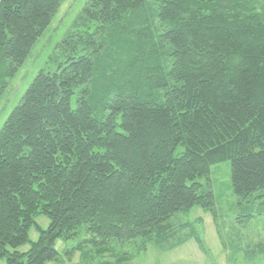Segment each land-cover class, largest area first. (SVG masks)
<instances>
[{
  "label": "trees",
  "instance_id": "16d2710c",
  "mask_svg": "<svg viewBox=\"0 0 264 264\" xmlns=\"http://www.w3.org/2000/svg\"><path fill=\"white\" fill-rule=\"evenodd\" d=\"M62 1L0 0V94ZM78 22L0 130V260L47 264L82 227L78 243L124 244L212 212L197 179L223 162L234 196L264 207V0H89Z\"/></svg>",
  "mask_w": 264,
  "mask_h": 264
},
{
  "label": "rangeland",
  "instance_id": "374dc122",
  "mask_svg": "<svg viewBox=\"0 0 264 264\" xmlns=\"http://www.w3.org/2000/svg\"><path fill=\"white\" fill-rule=\"evenodd\" d=\"M88 1L63 0L25 62L11 78H6L0 94V130L34 77L40 71H54L57 47L80 24L79 14ZM154 23L161 28L157 20ZM197 182L201 193L211 192L212 212L193 207L186 213H177L164 231L124 244L78 243L80 239L90 238L82 227L73 241L55 242L59 257L47 264H119L117 260L122 257L131 259L124 264H264V207L260 206L257 195L244 200L234 196L229 162L211 166L209 174ZM35 221L43 230L48 227L49 221L44 216ZM28 236L29 242L19 247L18 252H28L30 242L37 240L34 227ZM102 246L105 251L99 253L97 250ZM0 264L5 262L0 260Z\"/></svg>",
  "mask_w": 264,
  "mask_h": 264
}]
</instances>
